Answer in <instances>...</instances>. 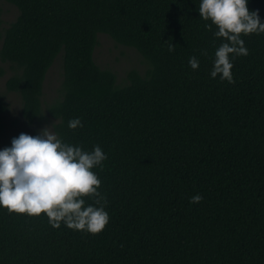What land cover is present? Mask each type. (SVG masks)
Here are the masks:
<instances>
[{
  "label": "trees",
  "instance_id": "obj_1",
  "mask_svg": "<svg viewBox=\"0 0 264 264\" xmlns=\"http://www.w3.org/2000/svg\"><path fill=\"white\" fill-rule=\"evenodd\" d=\"M4 1L17 9L0 31V62L13 71L5 89L27 122L46 110L62 142L102 148L92 171L110 219L91 234L0 206V264H264V33L241 34L249 54L230 57L229 83L211 77L226 41L204 27L201 0ZM247 6L264 23V0ZM99 33L145 69L119 82L94 59ZM60 53L57 96L44 105ZM6 110L0 93V135ZM74 118L83 127L70 129Z\"/></svg>",
  "mask_w": 264,
  "mask_h": 264
},
{
  "label": "clouds",
  "instance_id": "obj_2",
  "mask_svg": "<svg viewBox=\"0 0 264 264\" xmlns=\"http://www.w3.org/2000/svg\"><path fill=\"white\" fill-rule=\"evenodd\" d=\"M248 0H201L200 17L211 20L204 27H217L214 35L224 38L215 51L211 77L235 83L230 59L247 56L241 34L264 33L258 10L250 11ZM169 52L174 44H168ZM206 54V52L204 53ZM196 70L199 60L192 56L188 61ZM70 129L83 127L79 118L68 122ZM106 154L99 145L92 151L62 142L49 127L31 136L21 133L12 139L11 147L0 150V206L10 213H26L38 217L45 213L49 224L59 228L63 223L72 230L98 234L109 223L105 211L106 197L98 191L102 181L92 169L103 168ZM94 204H87L86 199ZM199 194L190 203H199Z\"/></svg>",
  "mask_w": 264,
  "mask_h": 264
},
{
  "label": "rangeland",
  "instance_id": "obj_3",
  "mask_svg": "<svg viewBox=\"0 0 264 264\" xmlns=\"http://www.w3.org/2000/svg\"><path fill=\"white\" fill-rule=\"evenodd\" d=\"M16 14L17 9L14 5L0 0V31L15 18ZM93 56L100 66L113 69L119 82L122 81L126 70L130 67H136L141 71L146 67L133 48L116 44L104 33L98 34V44L94 49ZM61 59L60 53L47 72L43 89L44 105L49 104L57 96V88L61 81ZM0 68L3 70V75L0 76V93L7 102V110L3 113L4 130L0 135V149L11 147L12 139L17 138L21 133L36 136L40 134L41 129L49 126L50 130L54 132L53 123L56 119L52 118L46 110L44 120H35L33 123H29L23 118L20 109V96L5 89V80L13 71L6 63L0 62Z\"/></svg>",
  "mask_w": 264,
  "mask_h": 264
}]
</instances>
